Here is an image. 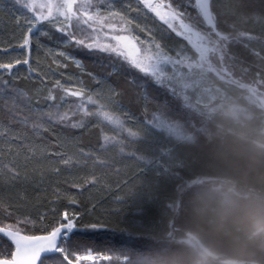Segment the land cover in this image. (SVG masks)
Returning <instances> with one entry per match:
<instances>
[{"label":"trees","instance_id":"1","mask_svg":"<svg viewBox=\"0 0 264 264\" xmlns=\"http://www.w3.org/2000/svg\"><path fill=\"white\" fill-rule=\"evenodd\" d=\"M129 2L136 6L134 0H121L118 10L136 22L132 34L140 41L154 39L176 58L193 55L186 40L142 5L139 13L127 9ZM233 5L234 0H215L222 30L236 36L246 33L232 40L228 49L231 66L242 75L221 79L216 72H205L197 77L196 89L187 91L193 106L190 113L167 86H156L151 77L115 56L67 44L51 25L43 26V35L32 36L29 49L21 48L28 27L25 18L0 10V62L29 60V65H17L5 79L27 91L34 106L38 102L46 109L48 91L60 80L65 87L82 86L124 110L119 115L133 131L143 128L161 102L172 105L174 117L194 123L188 142L178 144L167 134L153 133L126 149L155 154L162 167L150 170L124 158L118 147H102L103 136L114 133L95 117L88 118L82 129L50 127L42 141L30 127L12 124L9 131L14 138L0 141V167H14L20 178L13 181L5 174L0 179V226L27 219L32 223L21 225L25 232L45 234L67 211L70 217L78 214L80 228L67 241L70 251H101L125 258H111L108 264H235L225 259L264 264V0H251L250 15L235 25L230 15ZM60 52L80 61V67ZM55 95L59 99L62 93L57 89ZM232 104L245 107L249 116L228 115L226 108ZM57 152L77 163L65 166L59 156L47 155ZM93 177L95 184H87ZM92 223L101 227L85 229ZM186 233L216 256L202 258L183 239ZM4 245L12 247L0 236V246Z\"/></svg>","mask_w":264,"mask_h":264},{"label":"snow or ice","instance_id":"2","mask_svg":"<svg viewBox=\"0 0 264 264\" xmlns=\"http://www.w3.org/2000/svg\"><path fill=\"white\" fill-rule=\"evenodd\" d=\"M120 3L121 0H110L107 4L105 0H0V10L15 13L18 19L25 18L28 27L21 48L29 49L32 36L43 35V26L51 25L67 38V44L115 56L144 76L151 77L156 86H167L172 90L175 99L182 97V109L190 113L193 106L187 90H195L200 82L197 77L202 78L205 72H217L219 75V71H226L223 68L218 71L213 65V60L217 59L223 64L228 56L230 42L238 39V36H246V33L241 31L236 36L227 28L222 30L215 0H195L199 15L197 23L202 30L186 23L185 13L179 7H173L171 0H134L135 7L133 2H129L126 5L127 9L139 13L142 5L146 13L153 14L173 33L186 40L194 50L192 56L174 58L154 39L140 41L132 34V26L136 22L118 10ZM250 8L251 0H234L230 12L233 24L242 23L250 15ZM136 27L139 25L136 24ZM59 55L73 60L80 67V61L74 60L64 52H60ZM21 63L29 65V60L25 58L8 63L0 62V141H11L14 138L9 129L15 123L30 127L33 135L42 141V134L50 127L63 125L66 128L82 129L86 127L88 118L95 117L114 133L103 136L102 147H118L124 158L134 160L145 170H150L153 166L162 167L155 154L153 156L138 154L139 149L126 151L131 144L142 143L153 133L167 134L170 140L178 144L192 139L190 131L194 128V123L190 118L174 117L173 113L176 110L171 104L165 106L163 102L159 103L152 115L144 121L143 128L133 131L126 127L125 120L110 103L103 102L99 94H90L82 86L65 87L60 80H56L48 91L45 99L49 103L46 109L39 108L38 102L37 106H34L33 99L27 91L5 79V74L13 75L12 70ZM178 65L187 69V77L177 70ZM188 80L192 82L189 83ZM177 85L183 90L179 96H176ZM250 87L253 90L256 88L251 85ZM57 89L62 93L59 99L55 95ZM200 110L201 108L196 109L198 112ZM40 151L43 153L46 150L40 148ZM47 155L49 158L52 155L59 156V163L65 166L77 163L73 157L58 152ZM81 155H84L83 150ZM99 163L104 167H110L104 161ZM55 171L59 173L60 169L57 168ZM5 174L13 181L20 178L19 172L8 165L0 167V179H3ZM95 182L93 177L86 183ZM71 203L75 204L76 201L72 200ZM77 217V213H72L70 217L65 211L57 226L40 235L28 234L22 229L21 225L32 223L27 219L0 226V236L6 238L12 246L11 252H0V264H46V262L81 264L85 260L92 261L94 257L91 253L79 255L64 246L74 233L80 231ZM84 227L98 229L101 225L92 223Z\"/></svg>","mask_w":264,"mask_h":264},{"label":"rangeland","instance_id":"3","mask_svg":"<svg viewBox=\"0 0 264 264\" xmlns=\"http://www.w3.org/2000/svg\"><path fill=\"white\" fill-rule=\"evenodd\" d=\"M177 2L179 3L178 5H179V9L182 11V12H184L185 13V16H186V20H185V22L186 23H189V24H191V25H193L194 27H197V29L198 30H202L201 29V27L198 25V19H199V15H198V10L196 9V7H195V0H177ZM181 2H184V6L182 5V3ZM172 3V2H171ZM187 3L189 4V5H187ZM172 5H173V7H178V6H176L175 4H173L172 3ZM191 6H194L195 7V11H192V9H190L191 8ZM184 7L185 8H187L186 10H184ZM181 8H183V9H181ZM116 22H118V20L116 21ZM135 37H136V35H134ZM228 58L227 59H225V61L223 62V64H221L217 59H214L213 60V65H214V67H216L217 68V70L219 71L221 68H223V69H225L226 71H219V74L220 75H222V76H229V75H232V76H238V77H241V73L240 72H238L237 71V69H234L232 66H231V64L230 63H232L231 61H230V59H233L232 57V55L231 54H229L228 53V56H227ZM174 58H176V57H174ZM230 58V59H229ZM242 69L244 70V71H246V68L245 67H242ZM177 70L179 71V72H182L184 75H185V77H187V75H188V73H187V71H186V68L185 67H183V66H180V65H178L177 66ZM232 70H234L235 71V74H234V72H232ZM217 73V72H216ZM259 79H256V80H254L255 82H258L259 83V81H258ZM188 82L189 83H191L192 81L191 80H188ZM68 87H77V86H75V85H70V86H68ZM166 87V86H165ZM167 89H169L170 91H172L170 88H168L167 87ZM189 90V89H188ZM187 90V91H188ZM176 91L178 92V93H180L181 91H183L178 85L176 86ZM176 95L178 96V94L176 93ZM262 99H264V95H263V97H261ZM181 101H182V97H181ZM103 102H105V103H110V102H107V101H105L104 99H103ZM263 103H264V100H263ZM113 106V105H112ZM115 109H116V111L118 112V114H119V112H124V110H120L119 108H117V107H115V106H113ZM226 113L228 114V115H230V116H232V117H234V118H239V117H248L249 116V114H248V112H247V110L245 109V107H241V106H238V105H236V104H232V105H230V106H228L227 108H226ZM217 180V182L218 183H225L226 181L225 180H221V179H216ZM222 183V184H223ZM61 219H62V216L60 217V220L58 221V223L59 222H61ZM183 239L185 240V241H187L188 243H190V244H192L194 247H196L198 250H199V252H200V254H201V256H202V258L203 257H205L206 255H208V254H210V255H213V256H216L215 254H213V253H211L205 246H203L200 242H199V240L194 236V235H192L191 233H186V235H184V237H183ZM65 247H67L68 248V245H67V242L65 243V245H64ZM8 247L7 246H0V252H5V253H8V252H11L12 251V247H11V249L9 250V248L7 249ZM69 249V248H68ZM70 250V249H69ZM84 252H92V250H80V251H75V252H73V253H76V254H79V255H82ZM106 253H108V252H106ZM57 256H59V254H56ZM102 255H105V254H101L100 255V257H103ZM97 256V255H96ZM98 257V256H97ZM96 257V258H97ZM111 258L112 259H120V260H123V259H125L123 256H114V255H111ZM224 262H226V263H235V264H241L242 262H237V261H233V260H230V259H225V260H223ZM47 263H50V262H46V264ZM81 264H89L86 260L85 261H82L81 262Z\"/></svg>","mask_w":264,"mask_h":264},{"label":"built area","instance_id":"4","mask_svg":"<svg viewBox=\"0 0 264 264\" xmlns=\"http://www.w3.org/2000/svg\"><path fill=\"white\" fill-rule=\"evenodd\" d=\"M171 2L179 7V5H178L179 3L177 2V0H171ZM181 3L184 6V2H181ZM187 5H189V4L187 3ZM181 9H183V8H181ZM186 9L187 8L184 7V10H186ZM190 9H192V11H195L194 6H191ZM89 253H91V255L94 257V259L92 261L86 260L89 264H108L109 260L111 259L110 253L101 252V251L84 252L82 255H88ZM101 254H105V255H102L103 257H100ZM47 264H50V263H47Z\"/></svg>","mask_w":264,"mask_h":264},{"label":"water","instance_id":"5","mask_svg":"<svg viewBox=\"0 0 264 264\" xmlns=\"http://www.w3.org/2000/svg\"><path fill=\"white\" fill-rule=\"evenodd\" d=\"M36 235H40V234H36Z\"/></svg>","mask_w":264,"mask_h":264}]
</instances>
